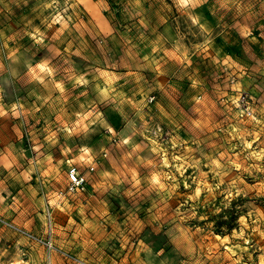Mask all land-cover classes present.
I'll list each match as a JSON object with an SVG mask.
<instances>
[{"label": "rangeland", "instance_id": "rangeland-1", "mask_svg": "<svg viewBox=\"0 0 264 264\" xmlns=\"http://www.w3.org/2000/svg\"><path fill=\"white\" fill-rule=\"evenodd\" d=\"M0 218L54 264H264V0H0Z\"/></svg>", "mask_w": 264, "mask_h": 264}, {"label": "crops", "instance_id": "crops-1", "mask_svg": "<svg viewBox=\"0 0 264 264\" xmlns=\"http://www.w3.org/2000/svg\"><path fill=\"white\" fill-rule=\"evenodd\" d=\"M39 169H37L36 174L38 177V219L41 222H38V226L41 224L45 223V217L43 216V214L40 213L41 210L44 211V209L48 210L49 206H47V202L46 199H44L45 203H43L42 201V194L44 193L43 190L45 189V193L48 192L50 194V202H51V213L48 214V216H53V218L49 217V224L52 227V219H55V215L58 212V206H59V197L56 195L57 192L55 190H53L51 187L49 188V186H47V182L51 176L52 173V167L49 166H41L38 167ZM26 171L25 170H19V173L16 175L17 178H26ZM49 202V200H47ZM55 253H53L52 251H48V256L46 257L45 252L43 253L42 257L46 260L48 264H54V258H55Z\"/></svg>", "mask_w": 264, "mask_h": 264}, {"label": "built area", "instance_id": "built-area-1", "mask_svg": "<svg viewBox=\"0 0 264 264\" xmlns=\"http://www.w3.org/2000/svg\"><path fill=\"white\" fill-rule=\"evenodd\" d=\"M153 98H154L153 96H150L149 101H151ZM237 101H238V104L240 105L241 109H243V110L248 109V103H247V98H246L245 94H240L238 96ZM85 186H86L85 177L82 174H80V172L77 170V168L75 166H73V165L70 166L67 169V187H66L67 192H81V191H84ZM0 223L11 226L14 229L20 231L23 235H25L29 239H32V240H35V241L41 243L43 246H45V248L48 251L55 249L53 243L50 240L34 236L31 233H29L28 231L19 229L18 227L4 221V219H2V218H0Z\"/></svg>", "mask_w": 264, "mask_h": 264}, {"label": "trees", "instance_id": "trees-1", "mask_svg": "<svg viewBox=\"0 0 264 264\" xmlns=\"http://www.w3.org/2000/svg\"><path fill=\"white\" fill-rule=\"evenodd\" d=\"M236 216L237 212L234 211L233 214L230 215L228 219H220L216 221V227L217 230H219L220 233H223L221 226L224 224L227 229H230L236 222Z\"/></svg>", "mask_w": 264, "mask_h": 264}]
</instances>
